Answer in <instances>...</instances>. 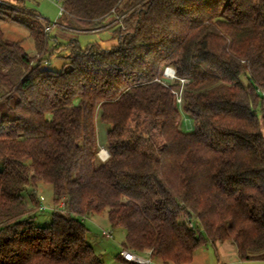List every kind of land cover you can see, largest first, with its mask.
Masks as SVG:
<instances>
[{"label": "trees", "instance_id": "1", "mask_svg": "<svg viewBox=\"0 0 264 264\" xmlns=\"http://www.w3.org/2000/svg\"><path fill=\"white\" fill-rule=\"evenodd\" d=\"M13 1L0 21L27 28L36 53L0 26V264H101L83 219L104 212L123 249L157 264L227 241L264 262V0H64L57 23L110 30L111 48L58 44ZM64 48L62 70L41 68ZM96 119L110 124L106 161ZM40 182L59 206L43 227L23 196Z\"/></svg>", "mask_w": 264, "mask_h": 264}, {"label": "rangeland", "instance_id": "2", "mask_svg": "<svg viewBox=\"0 0 264 264\" xmlns=\"http://www.w3.org/2000/svg\"><path fill=\"white\" fill-rule=\"evenodd\" d=\"M63 1L58 0H25L26 7L36 10L44 18L49 20L51 26V36L56 39L58 44H66L70 38L77 37L79 44L82 48H87L91 45H98L101 48H111L117 43L113 36L112 31L104 30L94 33L73 34L70 31L62 28L59 21L60 8L63 5ZM4 4H9L13 7L19 5L17 1L13 0H0ZM20 16V15H19ZM0 26L4 33L5 40L8 42H19L24 47L27 53L35 56V43L29 30L24 26H21L14 22L0 21ZM55 39L50 41L51 46L55 44ZM68 49L64 48L62 51L54 52L47 55L45 61L42 62L41 68L45 70H51L59 72L68 64ZM243 80H246L243 77ZM192 121L190 118L183 114L181 128L184 130L192 129ZM96 138L97 147L105 148L107 143V130L110 128V124L102 122L100 119H96ZM98 151V153H99ZM99 157V156H98ZM24 199L29 204L31 209L36 208V213L32 219L35 226H48L51 223L52 209H58L54 203L53 187L50 184L40 182L36 189H28L23 193ZM44 197V204H46V210L40 211V200ZM62 206V203L60 204ZM39 207V208H38ZM85 226L88 229L86 234V240L90 244L95 252L100 256L101 264H123L117 258L123 250V244L125 242V228L112 227L106 212L101 214H91L83 219ZM108 232L111 234L110 238H107L103 233ZM232 243L227 242H208L205 246L201 247L195 252L194 260L190 264H264L261 261H248L242 262L238 259L236 249H232ZM143 257H147V254H139ZM157 264V263H152Z\"/></svg>", "mask_w": 264, "mask_h": 264}, {"label": "built area", "instance_id": "3", "mask_svg": "<svg viewBox=\"0 0 264 264\" xmlns=\"http://www.w3.org/2000/svg\"><path fill=\"white\" fill-rule=\"evenodd\" d=\"M58 1H61V0H58ZM62 12H63V9L60 7V14ZM164 75L166 77V80H173L176 78L175 71L170 67H167L165 69ZM182 82H184V81L182 80ZM176 95H177V101L180 104L181 103V93H176ZM98 156L102 161H106L109 158V153H108L107 149L100 148ZM43 201H44V197H41V200H40L41 211L48 209L46 204H44ZM103 234L107 238L111 237V234L108 232L107 233L104 232ZM120 254L128 262H133V263H137V264H152L153 263L149 257H143V256H141V255H139V254H137L131 250H128V249H123Z\"/></svg>", "mask_w": 264, "mask_h": 264}, {"label": "crops", "instance_id": "4", "mask_svg": "<svg viewBox=\"0 0 264 264\" xmlns=\"http://www.w3.org/2000/svg\"><path fill=\"white\" fill-rule=\"evenodd\" d=\"M232 245H233V244H232ZM232 249H233V250H235V247H234V246H232ZM236 254H237V253H236Z\"/></svg>", "mask_w": 264, "mask_h": 264}]
</instances>
